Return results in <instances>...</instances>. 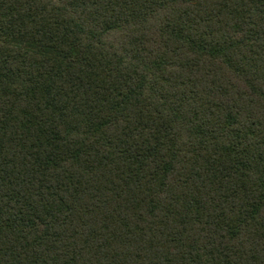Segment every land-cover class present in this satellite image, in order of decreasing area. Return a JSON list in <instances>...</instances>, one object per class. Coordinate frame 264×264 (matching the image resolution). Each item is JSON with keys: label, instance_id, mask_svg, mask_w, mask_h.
I'll use <instances>...</instances> for the list:
<instances>
[{"label": "trees", "instance_id": "16d2710c", "mask_svg": "<svg viewBox=\"0 0 264 264\" xmlns=\"http://www.w3.org/2000/svg\"><path fill=\"white\" fill-rule=\"evenodd\" d=\"M0 264H264V0H0Z\"/></svg>", "mask_w": 264, "mask_h": 264}]
</instances>
